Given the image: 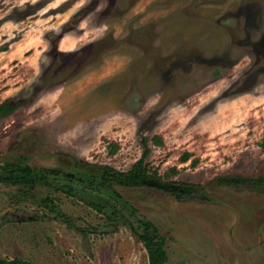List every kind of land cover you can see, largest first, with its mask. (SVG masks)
<instances>
[{"label":"rangeland","instance_id":"1","mask_svg":"<svg viewBox=\"0 0 264 264\" xmlns=\"http://www.w3.org/2000/svg\"><path fill=\"white\" fill-rule=\"evenodd\" d=\"M5 100L0 167L75 182H0V260L149 264L148 220L165 264H264V181L222 182L264 179V0H0ZM143 155L176 169L169 190L201 189L85 188L87 165L125 172Z\"/></svg>","mask_w":264,"mask_h":264},{"label":"trees","instance_id":"2","mask_svg":"<svg viewBox=\"0 0 264 264\" xmlns=\"http://www.w3.org/2000/svg\"><path fill=\"white\" fill-rule=\"evenodd\" d=\"M15 105H10L7 100L3 101L0 104V115L3 116L12 112L15 109ZM157 144L161 143L160 139L156 140ZM117 149V146L114 145L111 149V152H114ZM146 155V153H144ZM138 161H136L133 166L125 172L114 170L108 166H90L94 171L91 176H89V183L85 186V188H89L94 193L100 194L102 191L107 192L111 195L114 193L112 192V187L114 184L125 186V187H149L152 186L158 187L157 185L164 186L162 190L172 194L176 200L182 201L195 189H201L199 185H188L185 183H179L175 188L171 187L169 190V184H174L170 177L172 174L176 173V169H170L168 172L164 174H159L156 170H151L145 163V156ZM187 156V155H186ZM76 168H82L81 164L74 163ZM193 164V163H192ZM0 171L4 172V175H0V182L4 184H12L18 185L22 184L24 186L33 187L37 180H42L45 184L49 186H54L56 189L66 192L67 194L72 193L71 185L75 182L74 179L70 178L66 182L60 181V184L55 183L53 180H49V176L51 174L44 173L40 169L34 170L29 166H17L14 167L12 165H5L4 167H0ZM52 176V175H51ZM82 176L79 174H74V177ZM221 180V179H220ZM257 181V182H255ZM264 181L263 178H258L256 180L253 179H243V178H224L222 182H228L230 184H240L242 182H248L255 186L256 183H262ZM221 183L220 181H218ZM173 186V185H172ZM58 187V188H57ZM154 188V187H153ZM116 194V193H115ZM118 198V197H117ZM117 198L115 200L117 201ZM119 199V198H118ZM45 207L49 210H55L54 202L52 198L45 197L42 200ZM122 203V201H120ZM88 205L92 207L94 210L98 211L99 213H104L106 209L105 205L96 202H89ZM58 213V211H57ZM116 213L111 212L108 216V219L114 217ZM62 216V214H58ZM63 219H66L65 217ZM138 226L141 228L142 233L138 235L140 241L143 243L147 253H148V261L149 264H165L167 260V254L165 250V239L158 234L157 228L148 220H139ZM0 264H29L26 261H21L19 259H13L8 262L0 260Z\"/></svg>","mask_w":264,"mask_h":264},{"label":"water","instance_id":"3","mask_svg":"<svg viewBox=\"0 0 264 264\" xmlns=\"http://www.w3.org/2000/svg\"><path fill=\"white\" fill-rule=\"evenodd\" d=\"M0 175L3 176L4 175V172L0 171Z\"/></svg>","mask_w":264,"mask_h":264}]
</instances>
